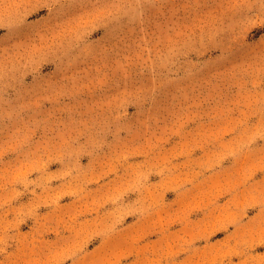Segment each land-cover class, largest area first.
Returning a JSON list of instances; mask_svg holds the SVG:
<instances>
[{
	"label": "rangeland",
	"instance_id": "1",
	"mask_svg": "<svg viewBox=\"0 0 264 264\" xmlns=\"http://www.w3.org/2000/svg\"><path fill=\"white\" fill-rule=\"evenodd\" d=\"M0 264H264V0H0Z\"/></svg>",
	"mask_w": 264,
	"mask_h": 264
}]
</instances>
